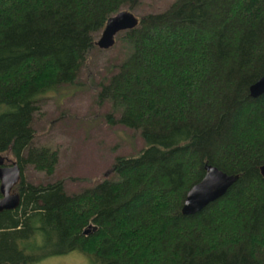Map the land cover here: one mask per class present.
<instances>
[{
  "label": "trees",
  "instance_id": "trees-1",
  "mask_svg": "<svg viewBox=\"0 0 264 264\" xmlns=\"http://www.w3.org/2000/svg\"><path fill=\"white\" fill-rule=\"evenodd\" d=\"M144 0H0V154L21 170L20 203L0 212V264H36L74 250L92 264H264V0H175L118 34L125 57L97 84L111 125L143 147L112 175L68 194L58 155L35 143L41 101L77 83L107 20ZM211 164L238 179L184 215ZM2 197L0 191V198Z\"/></svg>",
  "mask_w": 264,
  "mask_h": 264
},
{
  "label": "rangeland",
  "instance_id": "rangeland-1",
  "mask_svg": "<svg viewBox=\"0 0 264 264\" xmlns=\"http://www.w3.org/2000/svg\"><path fill=\"white\" fill-rule=\"evenodd\" d=\"M174 1L144 0L132 13L138 18L161 13ZM97 49L82 67L75 85L63 87L41 101L32 124L35 143L56 150L58 161L51 176L27 165L23 172L26 181L46 184L63 180L68 194L80 192L111 176L117 156L134 155L143 147L138 131L107 122L110 104L97 99V84L125 57V45L118 39L115 47ZM36 264H92V261L87 254L74 250L48 256Z\"/></svg>",
  "mask_w": 264,
  "mask_h": 264
},
{
  "label": "water",
  "instance_id": "water-1",
  "mask_svg": "<svg viewBox=\"0 0 264 264\" xmlns=\"http://www.w3.org/2000/svg\"><path fill=\"white\" fill-rule=\"evenodd\" d=\"M139 24V18L132 12L120 11L110 17L101 32L96 46L101 50H108L115 44L118 34L133 30ZM264 94V75L249 87V95L258 98ZM205 174L200 181L195 183L187 191L182 205L184 215L195 214L204 209L209 203L223 196L232 184L238 179V175L228 174L218 167L205 164ZM264 178V164L259 168ZM21 170L19 165L13 161L6 165L5 157L0 154V212L13 210L20 203V195L13 187L20 181Z\"/></svg>",
  "mask_w": 264,
  "mask_h": 264
}]
</instances>
